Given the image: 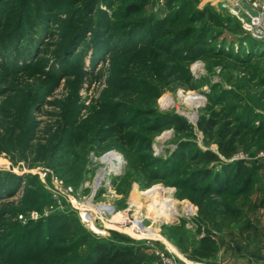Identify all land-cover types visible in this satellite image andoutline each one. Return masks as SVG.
<instances>
[{
    "label": "rangeland",
    "instance_id": "rangeland-1",
    "mask_svg": "<svg viewBox=\"0 0 264 264\" xmlns=\"http://www.w3.org/2000/svg\"><path fill=\"white\" fill-rule=\"evenodd\" d=\"M218 4L0 0V264H71V255H58L57 249L87 236L92 246L116 232L106 230L112 226L107 222L96 231L83 212L59 202L52 192L55 180L74 189L79 208L95 205L96 212L109 205L131 220L144 218L149 232L167 243L179 264L200 262L193 251L208 231L217 240L236 234L258 241L264 133L241 124H261H247L246 115L264 121V57L250 63L235 58L234 51L253 40L230 8L219 10ZM183 6L186 14L174 22ZM206 9V14L198 13ZM78 28L82 30L75 33ZM189 95L201 97L202 103L189 105L184 100ZM165 98L174 105L163 106ZM173 117L184 120L190 132H179L171 124ZM203 118L239 130L241 145L228 163L261 165L249 193L204 197L186 187L189 174L206 166L195 155L219 152L198 129ZM111 152L123 158L121 176H109L95 192L104 165L93 163L91 155L101 159ZM45 170L52 175L43 181L39 171ZM38 187L45 199H34L31 192ZM156 187L172 198L178 216L148 213L152 200L144 193ZM189 208L194 214H188ZM34 213L37 221L30 219ZM55 214L63 218L51 220ZM66 221L80 232L61 233L58 227ZM118 228L146 247H165ZM55 236L64 240L49 252L46 244ZM90 244L80 256L89 254Z\"/></svg>",
    "mask_w": 264,
    "mask_h": 264
},
{
    "label": "trees",
    "instance_id": "trees-1",
    "mask_svg": "<svg viewBox=\"0 0 264 264\" xmlns=\"http://www.w3.org/2000/svg\"><path fill=\"white\" fill-rule=\"evenodd\" d=\"M184 6L181 9L179 8V12L175 17L174 22L180 20L186 14ZM198 13L206 14L207 9ZM161 28L162 27L159 26V29ZM159 29L158 34L161 33ZM81 30L82 28H78L75 33H78ZM26 35L23 33L21 34V37L26 38ZM155 36L156 34L151 40L154 41ZM252 40L253 39L251 38V41ZM252 43L253 44L248 47L240 46L241 49L234 51L236 54L235 58H247H239V60H244L245 63H250L254 58L264 57V44L258 43L255 40H253ZM99 44L100 43H98V45ZM227 55L229 57L230 54ZM233 58L234 57H232V59ZM246 116L247 124L251 120L252 123L250 124L256 123V121H261V124L255 126L242 123V128L247 130L252 129L255 133H264L263 120L260 118L252 119L251 116ZM171 124L181 133L190 132L191 128L179 117H173ZM198 129L210 139L212 144L217 145L219 152L215 153L213 151H206L195 155V160L206 166L202 169L194 170L189 174V178L185 180L186 187L192 190L193 193L200 192L204 197L209 195L222 197L228 194L238 197L249 193L253 189L262 167L256 163L248 165L245 161L228 163V161L232 160L237 153L238 146L241 145L240 141H238L239 130L233 132L226 126L220 128L218 121L214 118H203L198 123ZM176 159L181 161L184 160L183 157H176ZM38 188L39 189L34 192H31L34 199H45L46 195L41 193L40 187ZM205 214L209 215L207 211H205ZM59 218H63L62 215L55 214L52 216L51 220H58ZM58 230L61 233H73V235H76L80 232L81 228L74 225L72 221H66V223L59 225ZM49 239L50 240L46 244L47 251L49 252H52L50 249H53V245L64 240L59 239L57 236ZM217 241L218 240L210 231L205 233L202 240H200L199 245L193 251L194 257L198 260L215 258L219 252ZM90 243L91 242L87 236L79 240H74L72 245L59 248L56 252L58 255H71L69 258L71 264H155V256L149 247H146L144 244L139 243L128 236L119 233L117 234V232H112V238L110 240L94 241L92 246ZM89 244L91 246L89 254L86 256H80L82 248Z\"/></svg>",
    "mask_w": 264,
    "mask_h": 264
},
{
    "label": "built area",
    "instance_id": "built-area-1",
    "mask_svg": "<svg viewBox=\"0 0 264 264\" xmlns=\"http://www.w3.org/2000/svg\"><path fill=\"white\" fill-rule=\"evenodd\" d=\"M229 4H231L232 6L230 5L229 7ZM245 5L250 8L251 12H249L245 8ZM228 8H230L231 12L240 21L244 33L249 35V37H251L256 42L264 44V0H219V10L225 11ZM252 13H256V16H253ZM245 16L247 18H245ZM248 19L250 20V22H248ZM91 157L93 163L100 162L104 165V169L101 171L94 183V186H96V190L94 191L97 192V190L102 187V183L106 182V179L109 176H118L121 168L124 165V161L122 156L119 153L115 152L108 153L101 159H98L95 154H92ZM259 158L264 160V157L260 156ZM109 159H111V162L109 161ZM34 174L38 173L34 172ZM50 174L52 175V172L47 170L41 172L39 171V176H42L41 179H44L43 181H45V179ZM101 174L103 175V178L100 179ZM52 192L54 193L56 199H59V202L63 200V202L65 201L66 203L72 204L71 206L74 210L83 212V215L88 219V224L92 228H94L93 226L97 227L100 222H107L112 226H110V228H107L106 230L116 231L118 233L120 232L118 226L125 227L126 230L131 232L133 235H142L140 236L141 240L147 239L148 241H156L164 244V248H159L154 245L148 246L155 255L156 264H179V261L176 258V254L171 249H169L167 243L162 239L156 238L153 233L149 232L150 228L145 225L146 222L144 221V218L142 219L134 217L131 220L127 214L117 213L115 209L109 205L98 206L96 212L92 210L95 205L89 206L90 209L79 208L74 197V189H72V187H65L62 183H59L58 180H55ZM189 209L190 210L188 211V214H194L193 208ZM119 215H122L121 218L123 216L125 217L124 221L119 219ZM116 217L118 218V220H115ZM30 219L32 221H37L39 219V215L37 213H34L30 217ZM113 225L115 227H113Z\"/></svg>",
    "mask_w": 264,
    "mask_h": 264
},
{
    "label": "crops",
    "instance_id": "crops-1",
    "mask_svg": "<svg viewBox=\"0 0 264 264\" xmlns=\"http://www.w3.org/2000/svg\"><path fill=\"white\" fill-rule=\"evenodd\" d=\"M256 212L262 227L256 243L236 234L221 237V240L217 241L220 247L218 255L209 260H200L199 263L197 261L196 264H264V204Z\"/></svg>",
    "mask_w": 264,
    "mask_h": 264
},
{
    "label": "bare ground",
    "instance_id": "bare-ground-1",
    "mask_svg": "<svg viewBox=\"0 0 264 264\" xmlns=\"http://www.w3.org/2000/svg\"><path fill=\"white\" fill-rule=\"evenodd\" d=\"M184 100L192 106H197L202 103V98L194 95H189L188 97L184 98ZM162 103L164 104L163 106L165 107H170L174 105V102L172 101L171 98H165L162 100ZM111 162V159H109ZM108 161V162H109ZM103 178V175H100V179ZM99 179V178H98ZM99 179V180H100ZM98 180V181H99ZM164 194V191L160 187H156L153 190L148 191L147 193H144L145 195H149L151 197L152 203L150 204L148 208V213H153L155 212L156 214H160V216H163L164 219H168L170 217H176L178 216V208L173 204L174 201L170 197L163 196L161 194ZM189 211V210H188ZM122 215H119V219L124 221L125 217ZM115 220H118L116 217ZM96 231L99 232V230L96 228V226H93ZM156 235V234H155Z\"/></svg>",
    "mask_w": 264,
    "mask_h": 264
},
{
    "label": "water",
    "instance_id": "water-1",
    "mask_svg": "<svg viewBox=\"0 0 264 264\" xmlns=\"http://www.w3.org/2000/svg\"><path fill=\"white\" fill-rule=\"evenodd\" d=\"M245 8H246L249 12H251L250 8H249L247 5H245ZM252 15H253V16H256V13H252ZM245 18H247V17L245 16ZM248 22H250L249 19H248ZM10 169H11V171H14V168H13L12 166L10 167ZM118 176H121V173H119Z\"/></svg>",
    "mask_w": 264,
    "mask_h": 264
}]
</instances>
